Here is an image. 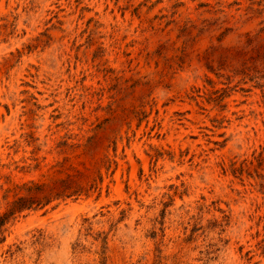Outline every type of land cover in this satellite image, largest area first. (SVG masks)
<instances>
[{
    "label": "rangeland",
    "instance_id": "obj_1",
    "mask_svg": "<svg viewBox=\"0 0 264 264\" xmlns=\"http://www.w3.org/2000/svg\"><path fill=\"white\" fill-rule=\"evenodd\" d=\"M0 264H264V0H0Z\"/></svg>",
    "mask_w": 264,
    "mask_h": 264
}]
</instances>
